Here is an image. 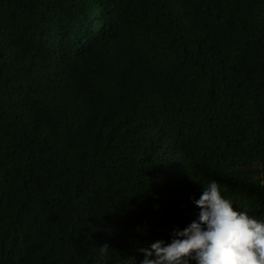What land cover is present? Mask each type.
I'll return each mask as SVG.
<instances>
[{
  "label": "trees",
  "instance_id": "trees-1",
  "mask_svg": "<svg viewBox=\"0 0 264 264\" xmlns=\"http://www.w3.org/2000/svg\"><path fill=\"white\" fill-rule=\"evenodd\" d=\"M257 95L264 0H0V264H122L188 226L229 150L264 158Z\"/></svg>",
  "mask_w": 264,
  "mask_h": 264
},
{
  "label": "clouds",
  "instance_id": "clouds-1",
  "mask_svg": "<svg viewBox=\"0 0 264 264\" xmlns=\"http://www.w3.org/2000/svg\"><path fill=\"white\" fill-rule=\"evenodd\" d=\"M251 111L245 115L244 131H264V95L253 99ZM157 127L165 126L153 129ZM149 130L137 139H155ZM251 154L229 150L216 173L198 183V197L193 200L198 213L191 214L196 219L186 227L166 224L163 232L154 231L147 244L130 252L122 244L128 252L122 264H264V158ZM176 173L175 179L189 169ZM171 181L166 173L155 183L169 185ZM109 249L108 244L100 246V255L106 256Z\"/></svg>",
  "mask_w": 264,
  "mask_h": 264
}]
</instances>
